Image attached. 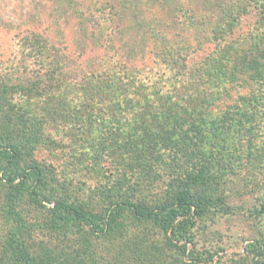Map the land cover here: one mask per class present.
<instances>
[{
    "label": "rangeland",
    "instance_id": "obj_1",
    "mask_svg": "<svg viewBox=\"0 0 264 264\" xmlns=\"http://www.w3.org/2000/svg\"><path fill=\"white\" fill-rule=\"evenodd\" d=\"M0 143V168L13 148L29 172L17 210L35 264H107L125 232L158 264H264V0H0ZM3 174L0 207L18 186ZM184 190L204 209L179 239L118 204ZM57 200L116 230L99 260L73 258L86 228L71 216L72 234L38 232ZM132 251L121 264H150Z\"/></svg>",
    "mask_w": 264,
    "mask_h": 264
},
{
    "label": "trees",
    "instance_id": "obj_2",
    "mask_svg": "<svg viewBox=\"0 0 264 264\" xmlns=\"http://www.w3.org/2000/svg\"><path fill=\"white\" fill-rule=\"evenodd\" d=\"M0 145L3 146L4 144L0 143ZM9 153L6 165L0 168V171L4 172L2 179L9 186L14 184H18V186L15 194L10 195L8 193L5 195L3 204L0 207V215L4 220V227L0 230V264H35V261L38 262L36 259L37 245L40 244L41 241L40 239H36L38 237L37 232L33 234L34 227L26 218L27 212L23 215L22 211L20 212L17 210V205L23 200H26L23 188L26 186L29 172L27 170L20 171L14 169V149L11 148ZM30 170H32L35 179L40 181L41 169L38 166H32ZM27 197V200L35 202L36 204L38 203L40 195L31 187L27 191ZM118 204L127 205L136 220L151 221L163 215L164 217L161 222L160 230L164 231L169 240H173L174 238L179 239L181 237L182 225L189 222L195 215H199L204 209L203 205L200 206L199 203L193 200L192 195H190L187 190L179 192L172 201H161L155 206L140 207L133 202H118ZM63 216H71V219L77 220L79 224L82 223L86 228L85 230L83 229L82 233V248H79V253L73 258L76 259L79 257V261L83 256H87L91 260L98 259L99 244L97 243L95 246V241L100 238H103V240L105 238L112 239L113 234H115L114 231L116 230H113V227L107 228L106 230H103V228L98 229L94 224L95 221L93 218L86 214L81 208L66 201L57 200L54 201V207L47 212V218L38 225V232L41 233L43 237H47V240L50 239L48 235L52 238L54 235L58 237L63 234H72L73 231L71 228L63 223ZM112 220L113 218L111 217L106 218L104 227L105 225L108 226L111 224L110 221ZM120 236L121 238L123 237L122 242L119 243L120 250H133L132 254L129 256L130 259H134L136 262L148 260L150 264H158L160 260V258H158L159 254L157 250L155 251L153 249L156 244L151 243L148 235L141 236V238L136 236L129 237L125 232ZM47 244L49 243L47 242ZM42 246L44 247L45 245ZM121 251L119 252L120 255H117L118 257L108 256L105 262L107 264H121L127 262V260L122 258ZM52 257L53 255L51 252L44 256V258L48 260H52Z\"/></svg>",
    "mask_w": 264,
    "mask_h": 264
}]
</instances>
